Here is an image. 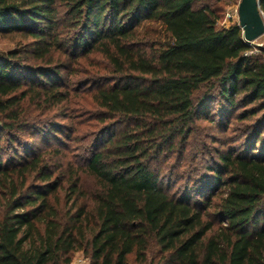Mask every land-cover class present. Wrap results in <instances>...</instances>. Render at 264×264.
<instances>
[{
    "label": "trees",
    "instance_id": "16d2710c",
    "mask_svg": "<svg viewBox=\"0 0 264 264\" xmlns=\"http://www.w3.org/2000/svg\"><path fill=\"white\" fill-rule=\"evenodd\" d=\"M208 1L222 0H0V31L32 38V58L103 55L119 77L93 102L124 126L86 159L91 191L32 150L5 160L32 107L68 95L63 67L0 54V264H71L75 253L88 264H264V53H249L237 23L217 28L216 5L194 7ZM145 23L165 41L149 45ZM234 114L238 147L222 143L200 180L164 187L153 162L178 143L183 155L201 120L226 132Z\"/></svg>",
    "mask_w": 264,
    "mask_h": 264
},
{
    "label": "rangeland",
    "instance_id": "374dc122",
    "mask_svg": "<svg viewBox=\"0 0 264 264\" xmlns=\"http://www.w3.org/2000/svg\"><path fill=\"white\" fill-rule=\"evenodd\" d=\"M239 1L197 2L194 7L216 5L220 15L217 28L221 29L238 24ZM139 31L142 37H147L146 40H149V45H153V47L158 43L157 41H165V34L161 27L154 23H145L139 28ZM32 42V38L26 37L22 33L0 31V54L17 51L20 53V57L17 59L24 58L23 63L28 67H43L52 70L57 65L63 67L60 72L64 85L62 92L64 95H68V101L51 107L45 103L34 105L30 117L32 129L28 128L25 134H19L20 143H15L10 147L4 146L5 160L13 159L15 154L24 158L25 151L32 150V152L39 153L42 160L47 162L52 170L57 169L56 175L60 173L81 175L82 186L86 191H91L95 188V181L85 173L86 159L97 145H101L124 127L119 126L117 121H101L103 111L93 102V94L98 87L105 85L106 81L119 77V75L113 73L114 70L109 66L107 60L97 51H92L78 59H71L65 53L61 54L62 52L55 51L53 54L56 58L55 60L53 58V61L50 59V55L44 59L36 60L26 52L27 50L31 51ZM248 45L251 47L250 54L262 55L264 53V35ZM119 82L120 80L117 81V83ZM218 101L217 97L210 105L212 115L216 116V119H219L223 110V107L218 105ZM237 110L235 109L236 113H240L243 109ZM96 116L100 117L99 120L96 119ZM235 118L236 114L233 115L232 124L226 132L217 124L201 120L198 122L199 132L189 140V145L183 155L182 148L178 143L175 151L170 153H166V151L154 161L153 168L159 171L164 187H169L171 193H175L186 183L188 177H191L192 180H200L202 174L206 172V167L210 165L209 161L215 158L216 150L226 149L228 145L238 147L237 142H233L234 144L231 142L232 139L239 136V133L233 130ZM239 125L237 123L235 127ZM54 127H61L67 131L64 134L53 136L50 130ZM73 129L75 130L73 133L68 131H73ZM226 141H230V144L222 146V143ZM167 156H169L168 159H166ZM76 256L75 253L73 259Z\"/></svg>",
    "mask_w": 264,
    "mask_h": 264
},
{
    "label": "water",
    "instance_id": "95a60500",
    "mask_svg": "<svg viewBox=\"0 0 264 264\" xmlns=\"http://www.w3.org/2000/svg\"><path fill=\"white\" fill-rule=\"evenodd\" d=\"M237 15L238 25L247 44L264 35V15L260 9V0H240Z\"/></svg>",
    "mask_w": 264,
    "mask_h": 264
},
{
    "label": "crops",
    "instance_id": "0c3cea01",
    "mask_svg": "<svg viewBox=\"0 0 264 264\" xmlns=\"http://www.w3.org/2000/svg\"><path fill=\"white\" fill-rule=\"evenodd\" d=\"M77 256L72 260L71 264H88L89 260L86 259L82 253H76Z\"/></svg>",
    "mask_w": 264,
    "mask_h": 264
}]
</instances>
